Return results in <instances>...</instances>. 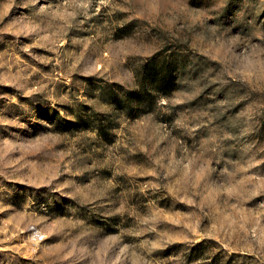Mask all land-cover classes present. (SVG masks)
I'll use <instances>...</instances> for the list:
<instances>
[{"label":"rangeland","instance_id":"obj_1","mask_svg":"<svg viewBox=\"0 0 264 264\" xmlns=\"http://www.w3.org/2000/svg\"><path fill=\"white\" fill-rule=\"evenodd\" d=\"M0 264H264V0H0Z\"/></svg>","mask_w":264,"mask_h":264}]
</instances>
